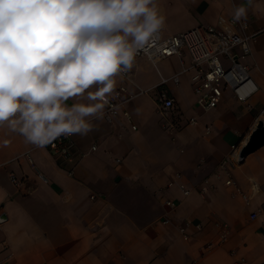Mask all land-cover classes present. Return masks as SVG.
<instances>
[{"label":"crops","instance_id":"1","mask_svg":"<svg viewBox=\"0 0 264 264\" xmlns=\"http://www.w3.org/2000/svg\"><path fill=\"white\" fill-rule=\"evenodd\" d=\"M154 4L164 16L162 35L232 18L237 7H245L254 40L251 53L240 60L256 89L241 101L225 88L221 100L204 110L195 102L188 53L156 63L139 54L126 74L115 77L136 127L122 115L111 121L88 118L92 131L73 135L78 153L73 161L0 125V264H264V144L231 168L243 190L257 182L248 201L224 183L219 168L220 159L236 154L264 119V0ZM161 89L175 100L170 115L177 129L164 125L157 104ZM86 96L66 103H90ZM192 116L195 122H189ZM70 165L73 173L67 171ZM204 177L212 187L201 193ZM180 183L190 192L184 194ZM166 198L175 208L165 205ZM253 210L257 215L251 218ZM165 213L169 223L161 220ZM185 221L187 237L177 228ZM223 228L227 237L218 242Z\"/></svg>","mask_w":264,"mask_h":264},{"label":"clouds","instance_id":"2","mask_svg":"<svg viewBox=\"0 0 264 264\" xmlns=\"http://www.w3.org/2000/svg\"><path fill=\"white\" fill-rule=\"evenodd\" d=\"M163 24L154 0H0V125L38 147L87 135ZM85 93L90 103L67 105Z\"/></svg>","mask_w":264,"mask_h":264},{"label":"built area","instance_id":"3","mask_svg":"<svg viewBox=\"0 0 264 264\" xmlns=\"http://www.w3.org/2000/svg\"><path fill=\"white\" fill-rule=\"evenodd\" d=\"M247 28L248 20L245 18L236 21L234 17L225 18L221 16L214 24H200L166 35L158 32L147 45L137 52V55L143 54L153 63H156L159 59L173 54L182 56L184 52L188 53L193 67L191 82L195 93V102L201 109L206 110L214 107L221 100L225 88L231 89L239 100L246 101L256 89L247 65L240 60L241 57L251 53V43L254 40V33L247 31ZM121 73L126 74V71ZM172 78L178 79L176 74L172 75ZM166 80L167 77L162 76L160 81L165 82ZM122 90L124 87L119 86L108 94V103L103 110V116L107 121H111L113 118L122 115L130 123L131 128H135L136 124L132 122L130 113L123 108L125 98L122 97ZM157 104L159 111L164 116V125L169 129H177V124L170 115V110L175 108L174 98L161 89L157 95ZM260 113L264 116V108L260 109ZM195 121L193 116L189 118V122ZM45 147L56 158L64 161H73L78 154L73 135L58 137ZM95 147V144L91 145V149H95ZM231 147L232 150H235L237 145L232 144ZM242 159L239 151L236 154L225 155L219 161V168L220 173L224 174V183L232 186L234 192L248 201L258 191L257 182L252 180L249 189L243 190L231 173L232 166ZM67 171L73 173V165H70ZM179 176L180 173H176V177ZM9 177L14 184L19 183V178L15 173L10 172ZM180 187L184 194L190 192V189L183 183H180ZM210 187L212 184L209 178L204 177L199 184L198 191L202 193ZM164 203L171 209L176 206V202L169 198H166ZM256 215V211L250 212L251 218ZM161 220L163 223L170 222L167 213L162 216ZM188 225L189 221H185L177 227L184 237L189 236ZM194 226L199 229L201 224L197 222ZM226 237L227 229L223 228L218 242L225 240ZM212 244L213 242L208 243V245Z\"/></svg>","mask_w":264,"mask_h":264},{"label":"water","instance_id":"4","mask_svg":"<svg viewBox=\"0 0 264 264\" xmlns=\"http://www.w3.org/2000/svg\"><path fill=\"white\" fill-rule=\"evenodd\" d=\"M264 144V119L257 121L256 126L252 129L246 142L241 146L239 155L244 157L247 153L253 151L258 146ZM4 215H0V220Z\"/></svg>","mask_w":264,"mask_h":264}]
</instances>
